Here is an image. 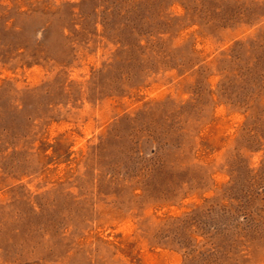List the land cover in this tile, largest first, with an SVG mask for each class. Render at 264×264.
Returning a JSON list of instances; mask_svg holds the SVG:
<instances>
[{"label": "rangeland", "instance_id": "rangeland-1", "mask_svg": "<svg viewBox=\"0 0 264 264\" xmlns=\"http://www.w3.org/2000/svg\"><path fill=\"white\" fill-rule=\"evenodd\" d=\"M0 264H264V0H0Z\"/></svg>", "mask_w": 264, "mask_h": 264}]
</instances>
